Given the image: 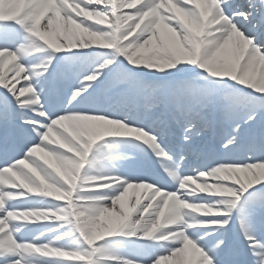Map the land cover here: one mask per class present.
Here are the masks:
<instances>
[{
  "label": "snow or ice",
  "instance_id": "1",
  "mask_svg": "<svg viewBox=\"0 0 264 264\" xmlns=\"http://www.w3.org/2000/svg\"><path fill=\"white\" fill-rule=\"evenodd\" d=\"M23 5L0 18V264H264V0ZM109 138L158 178L96 169L101 148L136 159Z\"/></svg>",
  "mask_w": 264,
  "mask_h": 264
},
{
  "label": "bare ground",
  "instance_id": "2",
  "mask_svg": "<svg viewBox=\"0 0 264 264\" xmlns=\"http://www.w3.org/2000/svg\"><path fill=\"white\" fill-rule=\"evenodd\" d=\"M23 0H21L20 3H6L5 0H0V18L5 17L8 15L9 12L13 10H19L23 8ZM77 55L80 57L79 60V66L87 67L88 65L98 66L99 64L103 63L106 58V53L104 50L94 49L91 51H83L77 53ZM41 59L40 55H30L25 63L32 62V63H38ZM58 81L62 84V91L58 95L57 92L54 89H49L48 96L46 98V107L49 108L50 111H57L60 110L64 103L67 100V97H69V82L64 79L63 76H61L59 73L56 74ZM75 83L74 81L72 82ZM3 90L0 89V92ZM90 92L92 89L89 90ZM57 109V110H56ZM108 143H115L118 145H121V151L124 153L135 155L136 152H138V149L132 147V145L136 144L133 141L125 140V139H119V138H109ZM124 145H128L127 147H123ZM99 159V163L95 166L96 169L104 168L107 169L110 172H114L117 175L120 176H126L129 178L137 177V176H144L148 177L149 179H157L160 172V165L157 163L156 159H154V163L158 166V168H154V166H141L139 160L136 159L134 161H129L126 163H123L119 160L113 159L108 153L107 149L101 148L98 153H96ZM8 159L18 158L15 153H9L7 156ZM154 164L153 162H151ZM132 168L131 170H128V168ZM93 174H95V169L90 170ZM162 182V181H161ZM165 187H170V185H165ZM196 199H205L208 198L206 196L204 197H197ZM19 205H23L25 207L35 208V209H41L46 208L49 205H51L53 202L47 199H42L38 197H33L28 200L24 201H18L16 202ZM191 222V221H189ZM51 226L49 222H40L34 225H28L24 228L23 232L21 233V238L24 239H31L32 237L39 234L43 228ZM237 231L236 223L233 221L232 224V232ZM260 234L264 236V229H261ZM157 251H159V248H156Z\"/></svg>",
  "mask_w": 264,
  "mask_h": 264
},
{
  "label": "clouds",
  "instance_id": "3",
  "mask_svg": "<svg viewBox=\"0 0 264 264\" xmlns=\"http://www.w3.org/2000/svg\"><path fill=\"white\" fill-rule=\"evenodd\" d=\"M177 207V205H173V207L170 209V212L173 214V217H175Z\"/></svg>",
  "mask_w": 264,
  "mask_h": 264
}]
</instances>
